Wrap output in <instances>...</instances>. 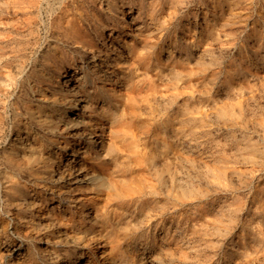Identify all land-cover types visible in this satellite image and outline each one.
I'll list each match as a JSON object with an SVG mask.
<instances>
[{
  "label": "bare ground",
  "instance_id": "bare-ground-1",
  "mask_svg": "<svg viewBox=\"0 0 264 264\" xmlns=\"http://www.w3.org/2000/svg\"><path fill=\"white\" fill-rule=\"evenodd\" d=\"M4 0L15 14L32 13L30 0ZM175 6L181 0H58L49 3L51 20L46 47L35 57L32 70L22 73L14 64L20 55L0 46V199L17 232V241L6 243L7 227L0 222V250L15 261L30 264H125V235L134 226L126 216L131 211L132 194H141L137 184H129L127 155L121 153L126 128H119L128 115L135 117L136 99L131 86L146 74L140 66L147 52L148 38L141 32L154 21L157 5ZM198 1V0H197ZM208 1V0H207ZM216 1V0H215ZM244 1V0H243ZM254 1V0H253ZM257 1V0H256ZM259 1V0H258ZM36 2V1H35ZM232 2V1H231ZM185 3V2H184ZM183 3V4H184ZM211 3V2H210ZM235 3V2H234ZM258 3V2H257ZM36 4V3H35ZM206 4V3H205ZM241 4V3H240ZM246 4V3H245ZM253 4V3H252ZM259 4H261L259 2ZM34 5V3H33ZM42 5V4H41ZM96 6L106 24L98 23ZM180 5V4H179ZM204 5V4H203ZM233 5V4H232ZM249 6V2L247 4ZM35 6V5H34ZM38 6V5H37ZM177 6V5H176ZM175 6V7H176ZM209 6V5H208ZM208 6H206L208 8ZM226 6V5H225ZM224 6V7H225ZM239 6V5H238ZM261 6V5H260ZM124 7L126 10H124ZM166 7V6H165ZM184 8V6L182 5ZM188 7V6H187ZM195 7V6H194ZM217 7V6H216ZM215 7V8H216ZM262 7V6H261ZM3 8L0 4V9ZM36 8V7H34ZM133 9V13L132 12ZM158 8V9H157ZM209 8H211L209 6ZM226 8V7H225ZM176 9V8H175ZM200 9V8H199ZM218 9V8H217ZM248 9V8H247ZM262 9V8H260ZM36 10V9H35ZM46 10V9H45ZM177 10V9H176ZM179 10V9H178ZM212 10V9H211ZM210 10V11H211ZM214 10V9H213ZM229 10V7H228ZM238 10V9H237ZM256 10V9H255ZM1 11V10H0ZM12 10H10L11 12ZM184 11V10H183ZM236 11V10H235ZM0 12V13H2ZM35 12V11H34ZM159 12V11H158ZM167 12V11H166ZM171 12V11H170ZM204 12V11H203ZM206 12V11H205ZM252 12V11H251ZM258 11H256L257 13ZM45 13V12H44ZM160 13V12H159ZM165 13V12H164ZM234 13V12H233ZM232 13V14H233ZM253 13V12H252ZM6 14V13H5ZM13 14V13H11ZM38 14V13H37ZM49 14V13H48ZM129 14V15H128ZM187 14V13H186ZM190 14V13H189ZM194 14V13H192ZM196 14V13H195ZM205 14V13H204ZM219 14V12H218ZM235 14V13H234ZM237 14V13H236ZM235 14V15H236ZM248 14V13H247ZM255 14V13H254ZM253 14V15H254ZM2 15V14H1ZM30 15V14H29ZM33 15V14H32ZM40 15V13H39ZM240 15V14H239ZM3 19L6 17L3 15ZM9 16V13H8ZM23 16V15H22ZM36 16V15H34ZM33 16V17H34ZM41 16V15H40ZM159 16V15H158ZM163 16V15H162ZM161 16V17H162ZM187 16V15H186ZM228 16V15H226ZM260 15H258L259 17ZM1 17V16H0ZM11 17V16H10ZM16 17V16H15ZM20 17V16H19ZM160 17V18H161ZM168 17V16H167ZM205 17V16H204ZM219 17V15H218ZM252 17V16H251ZM257 17V15H256ZM21 18V17H20ZM28 18V17H27ZM164 18V17H162ZM180 18V17H179ZM202 18V17H201ZM207 18V17H206ZM231 18V17H230ZM240 18V17H239ZM2 19V18H0ZM7 19V18H6ZM16 19V18H14ZM30 19V18H29ZM32 19V18H31ZM166 19V18H165ZM164 19V23H165ZM191 19V18H189ZM205 19V18H204ZM221 19V18H220ZM264 19V18H263ZM11 20V19H10ZM163 20V19H162ZM186 20V19H185ZM200 20V19H199ZM229 20V19H227ZM241 19V23H242ZM2 21V20H1ZM18 21V20H17ZM16 21V22H17ZM27 21V20H25ZM46 21V20H45ZM147 21V22H148ZM191 21V20H190ZM209 21V20H208ZM231 21V20H230ZM229 21V22H230ZM238 21V20H237ZM20 22V19H19ZM28 22V21H27ZM30 22V21H29ZM100 22V20H99ZM103 22V21H102ZM161 20H159V23ZM202 22V21H201ZM219 22V21H218ZM233 22V21H232ZM1 23V22H0ZM23 23V22H22ZM168 23V22H167ZM175 23V22H174ZM177 23V22H176ZM175 23V24H176ZM217 23V22H216ZM247 23V22H246ZM24 24V23H23ZM41 24V22H40ZM43 24V23H42ZM194 24V23H193ZM196 24V23H195ZM210 24V23H209ZM225 24V23H224ZM223 24V25H224ZM5 25V24H4ZM17 24H15L16 26ZM20 25V24H19ZM18 25V26H19ZM31 25V24H30ZM45 25V24H44ZM157 25V23L155 24ZM165 25V24H164ZM177 25V24H176ZM203 25V24H202ZM244 25V24H243ZM251 25V24H250ZM3 26V24H2ZM11 26V25H10ZM22 26V25H21ZM43 26V25H42ZM151 26V23H150ZM172 26V25H171ZM196 26V25H195ZM242 26V25H241ZM5 27V26H4ZM3 27V29H4ZM8 27V26H7ZM161 27V26H160ZM189 27V26H188ZM198 27V26H196ZM214 27V26H213ZM227 27V26H224ZM1 28V27H0ZM12 28V27H11ZM20 28V27H17ZM26 28V27H25ZM35 28V27H34ZM156 28V27H155ZM163 29L165 27L162 26ZM181 28V27H180ZM184 28V27H183ZM187 28V27H186ZM216 28V27H215ZM218 28L219 25H218ZM7 29V28H6ZM13 29V28H12ZM21 29V28H20ZM17 29V30H20ZM46 29V28H45ZM157 29V28H156ZM188 29V28H187ZM203 29V28H202ZM262 29V28H261ZM27 30V29H26ZM147 30V29H146ZM246 30V29H245ZM252 30V29H250ZM257 30V29H256ZM3 31V30H2ZM14 31V30H13ZM23 31V30H22ZM21 31V32H22ZM167 31V30H166ZM169 31V30H168ZM244 31V30H243ZM254 31V30H253ZM12 32V31H11ZM20 32V33H21ZM31 32V31H30ZM41 32V31H40ZM153 32V31H152ZM179 32V31H178ZM222 32V31H221ZM18 33L17 31L15 32ZM14 33V34H15ZM19 33V34H20ZM24 33V32H22ZM28 33V32H27ZM35 33V32H33ZM37 33V32H36ZM150 33V32H149ZM161 32L159 31V34ZM175 33V32H174ZM214 33V32H213ZM3 34V33H2ZM12 34V35H14ZM17 34V36L19 35ZM30 34V33H29ZM40 34V33H39ZM155 34V33H154ZM167 34V33H166ZM195 34V33H194ZM225 34V33H224ZM228 34V33H227ZM4 35V34H3ZM7 35V34H6ZM5 35V36H6ZM22 35V34H21ZM38 35V34H37ZM36 35V36H37ZM205 35V34H204ZM243 35V34H241ZM264 35V34H263ZM2 36V35H1ZM25 36V35H24ZM31 36V35H30ZM43 36V34H42ZM45 36V35H44ZM152 36V35H150ZM179 36V35H178ZM188 36V35H187ZM202 36V35H201ZM215 36V35H213ZM221 36H223L221 34ZM227 35H225L226 37ZM229 36V35H228ZM227 36V37H228ZM4 37V36H3ZM8 37V35L6 36ZM23 37V36H22ZM29 38V35L26 38ZM169 37V35H168ZM198 37V36H197ZM5 38V37H4ZM10 38V37H9ZM8 38V39H9ZM13 38V36L11 37ZM16 38V36H15ZM25 38V40H26ZM43 38V37H42ZM165 38V37H164ZM178 38V37H177ZM183 38V37H182ZM196 38V37H195ZM240 38V37H239ZM14 39V38H13ZM23 39V38H22ZM31 39V37H30ZM153 39V38H151ZM190 39V38H189ZM211 39V38H210ZM217 39V35L216 38ZM213 39V40H214ZM220 39V38H219ZM241 39V38H240ZM250 39H252L250 37ZM261 39V38H260ZM6 40V39H5ZM29 40V39H28ZM42 40V39H41ZM176 40V39H175ZM186 40V39H185ZM205 40V39H204ZM222 40V39H221ZM226 40V39H225ZM246 40V39H245ZM3 41V40H1ZM8 42V40H6ZM10 40L9 42H11ZM18 42V40H16ZM15 41V42H16ZM20 41V40H19ZM44 41V40H43ZM169 41V40H168ZM181 41V40H180ZM179 41V42H180ZM183 41V40H182ZM194 41V40H193ZM202 41V40H201ZM218 41V40H217ZM252 41V40H251ZM13 42V41H12ZM16 42V43H17ZM23 42V41H22ZM35 42V41H34ZM37 42V41H36ZM164 42V41H163ZM203 42V41H202ZM229 42V41H228ZM236 42V41H235ZM233 42V43H235ZM242 42V41H241ZM244 42V41H243ZM161 43V42H160ZM222 43V41H221ZM231 43V42H230ZM232 43V44H233ZM5 44L2 42V45ZM25 44V43H23ZM27 44V43H26ZM25 44V45H26ZM158 44V43H156ZM172 44V43H171ZM198 44V43H197ZM210 44V43H208ZM249 44V43H247ZM264 44V43H263ZM43 45V44H42ZM43 45V46H44ZM151 45V44H150ZM188 45V44H186ZM192 45V44H191ZM214 45V44H213ZM219 45V44H218ZM222 45V44H221ZM230 45V44H229ZM238 45V44H237ZM236 45V46H237ZM260 45V44H259ZM22 46V45H21ZM155 46V45H154ZM173 46V45H172ZM171 46V47H172ZM184 46V45H183ZM182 46V47H183ZM14 46L12 48H15ZM32 47V45H31ZM40 47V46H39ZM156 47V46H155ZM242 47V46H241ZM245 47V46H244ZM257 47V46H255ZM264 47V46H263ZM33 48V47H32ZM191 48V47H189ZM221 48V47H219ZM227 48V47H226ZM240 48V46H239ZM23 49V48H22ZM28 49V48H27ZM40 49V48H39ZM158 49V48H156ZM178 49H180L178 47ZM238 49V48H237ZM250 49V48H249ZM32 50V49H31ZM197 50V49H196ZM212 50V49H211ZM226 50H229L227 48ZM245 50V49H244ZM247 50V49H246ZM253 50V49H252ZM260 50V49H259ZM177 51V50H176ZM188 51V50H187ZM202 51V50H200ZM221 51V50H220ZM233 51V50H232ZM236 51V50H235ZM258 51V50H257ZM256 50L253 52H257ZM208 51H205L207 53ZM240 52V51H239ZM244 52V51H242ZM36 53V52H35ZM162 53V52H161ZM164 53V52H163ZM176 53V52H175ZM196 53V52H195ZM198 53V52H197ZM201 53V52H200ZM203 53V52H202ZM209 53V52H208ZM225 53V52H223ZM221 53V54H223ZM235 53V52H234ZM246 53V52H245ZM262 53V52H261ZM22 54V53H21ZM24 54V53H23ZM30 54V53H29ZM32 54V53H31ZM150 54V53H149ZM154 54V53H153ZM260 54V53H259ZM148 55V54H147ZM178 55V54H177ZM196 55V54H195ZM207 55V54H206ZM215 55V54H214ZM213 55V56H214ZM227 55V54H226ZM24 56V55H23ZM166 56V55H165ZM200 56V55H199ZM221 56V55H220ZM241 56V54H240ZM28 57V56H27ZM32 57V56H31ZM184 57V56H183ZM197 57V56H195ZM202 57V55H201ZM204 57V55H203ZM208 57V56H207ZM210 57V56H209ZM238 57V56H237ZM155 58V57H154ZM162 58V57H161ZM167 58V57H166ZM169 58V57H168ZM193 58V57H192ZM215 58V57H213ZM229 58V57H228ZM252 58V57H251ZM25 59V58H21ZM148 59V58H147ZM160 59V58H159ZM163 59V58H162ZM199 59V58H198ZM196 62L198 63V60ZM208 59V58H207ZM211 59V58H210ZM217 59V58H215ZM226 59V58H225ZM34 60V59H33ZM181 60V58H180ZM195 60V59H194ZM198 60V61H197ZM205 60V58H204ZM249 60V59H248ZM264 60L261 58V61ZM146 61V60H145ZM163 61V60H162ZM185 61V60H184ZM210 61V60H209ZM221 61V60H220ZM225 61V60H224ZM233 61V60H232ZM241 61V60H240ZM22 62V61H21ZM202 62V61H201ZM214 62V60H213ZM218 62V61H217ZM226 62V61H225ZM236 62V61H235ZM171 62H169L170 64ZM175 63V62H174ZM180 62H178L179 64ZM195 63V62H194ZM206 63V62H205ZM231 63V62H230ZM242 63V62H241ZM257 63V62H256ZM162 64V63H161ZM182 64V63H181ZM226 64V63H225ZM238 64V63H237ZM264 64V63H263ZM149 65V64H148ZM163 65V64H162ZM176 65V63H175ZM189 65V64H188ZM220 65V64H219ZM233 65V64H232ZM243 61L238 72H253ZM260 65V64H259ZM15 66V67H13ZM28 66V65H27ZM37 66V68H36ZM152 66V65H151ZM161 66V65H160ZM159 66V67H160ZM192 66V65H191ZM206 66V65H204ZM195 67V66H194ZM198 67V66H197ZM200 67V66H199ZM208 67V66H207ZM222 67V66H221ZM220 67V68H221ZM235 67V66H234ZM144 68V67H143ZM142 68V69H143ZM188 68V67H187ZM215 68V67H214ZM213 68V69H214ZM224 68V66H223ZM251 68V67H250ZM169 69V68H168ZM182 69V68H181ZM185 69V68H184ZM194 69V68H193ZM217 69V68H216ZM166 70V69H165ZM175 70V67H174ZM178 70V69H177ZM190 70V69H189ZM192 70V68H191ZM196 70V69H194ZM208 70V69H207ZM224 70V69H222ZM228 70V69H227ZM259 70V69H258ZM262 70V69H261ZM179 71V70H178ZM184 71V70H183ZM186 71V69H185ZM204 71V70H203ZM206 71V70H205ZM204 71V72H205ZM214 71V70H213ZM212 71V72H213ZM230 71V70H229ZM231 73H236L237 71ZM255 71V70H254ZM173 72V71H171ZM180 72V71H179ZM187 72V71H186ZM191 72V71H190ZM196 72V71H195ZM199 72V71H198ZM237 72V73H238ZM160 73V72H159ZM162 73V72H161ZM169 73V72H168ZM225 73V72H224ZM263 73V72H262ZM166 74V73H165ZM173 74V73H172ZM176 74V72H175ZM192 74V73H191ZM258 75V73H256ZM151 75V74H150ZM162 76L164 74H161ZM178 73L175 75L177 76ZM194 75V74H193ZM226 75V74H225ZM228 75V74H227ZM241 75V74H240ZM239 75V76H240ZM257 75H255L257 77ZM261 75V74H260ZM152 76V75H151ZM173 76V75H172ZM212 76V75H210ZM220 76V75H219ZM233 76V75H232ZM145 77V76H144ZM167 77V76H166ZM164 77V78H166ZM169 77V75H168ZM192 77V76H191ZM195 77V76H194ZM237 77V76H236ZM251 77V76H250ZM186 78V77H185ZM188 78V77H187ZM213 78V77H212ZM155 79V78H154ZM168 79V78H167ZM173 79V78H172ZM198 79V78H197ZM209 79V78H208ZM216 79V78H215ZM229 79V78H228ZM227 79V80H228ZM232 79V78H231ZM255 79V77H254ZM253 79V80H254ZM142 80V79H141ZM166 80V79H165ZM171 80V79H170ZM175 80V79H174ZM148 81V80H147ZM176 81V80H175ZM178 81H180L178 79ZM206 81V80H205ZM210 81V80H209ZM252 81V80H251ZM157 82V81H156ZM159 82V81H158ZM187 82V81H186ZM196 82V81H194ZM215 82V81H214ZM225 82V81H224ZM264 82V81H263ZM160 83V82H159ZM165 83V81L163 82ZM167 83V82H166ZM165 83V85H166ZM189 83V82H188ZM193 83V82H192ZM247 83V82H246ZM19 91L13 94L12 85ZM158 84V83H157ZM169 84V83H168ZM184 84V83H183ZM212 84V83H211ZM243 84V83H242ZM145 85V84H144ZM160 85V84H159ZM197 85V84H196ZM244 85V84H243ZM256 85V84H255ZM263 84H260L261 86ZM143 86V85H142ZM147 86V84H146ZM149 86V85H148ZM153 86V85H152ZM161 86V85H160ZM163 86V85H162ZM179 86V85H178ZM181 86V85H180ZM207 86V85H206ZM205 86V87H206ZM219 86V85H217ZM239 86V85H238ZM236 87V90L238 88ZM242 86V85H240ZM258 86V84H257ZM258 86V87H259ZM135 87V86H134ZM133 87V88H134ZM209 87V86H208ZM257 87V88H258ZM264 87V86H263ZM172 88V87H171ZM184 88V87H183ZM200 88V87H199ZM223 88V87H222ZM232 88V87H231ZM15 89V88H14ZM174 89V88H173ZM187 89V88H186ZM202 89V87H201ZM205 89V88H204ZM234 89V88H233ZM262 89V86H261ZM196 90V89H195ZM225 90V89H224ZM235 90V91H236ZM240 89H238L239 91ZM242 90V88H241ZM245 90V88H243ZM171 91V90H170ZM210 91V90H209ZM232 91V90H231ZM230 91V93H231ZM248 91V90H247ZM258 91V89H257ZM148 92V91H147ZM153 92V91H152ZM208 92V90H207ZM220 92V91H217ZM216 92V93H217ZM241 92V91H240ZM252 92V91H251ZM264 92V91H263ZM262 92V93H263ZM140 93V92H139ZM155 93V91H154ZM161 93V92H160ZM174 93V92H173ZM172 93V94H173ZM221 93V92H220ZM237 93V92H236ZM245 93V92H244ZM243 93V94H244ZM249 93V92H248ZM256 93V92H255ZM147 94V93H146ZM150 94V93H149ZM148 94V95H149ZM153 94V93H152ZM157 94V93H156ZM162 94V93H161ZM171 94V95H172ZM213 94V93H212ZM146 95V96H148ZM170 95V94H169ZM198 95V94H197ZM225 95V94H224ZM233 95V94H231ZM230 95V97H231ZM236 95V94H235ZM262 95V94H261ZM12 96V97H10ZM140 96V95H138ZM156 96V95H155ZM159 96V94L157 95ZM173 96V95H172ZM171 96V98H172ZM221 96V95H220ZM227 96V95H226ZM234 96V95H233ZM245 96V95H244ZM249 96V94L247 95ZM144 97V96H143ZM149 97V96H148ZM152 97V96H150ZM149 97V98H150ZM174 97V96H173ZM201 97V96H200ZM252 97V96H251ZM259 97V95H258ZM147 98V99H149ZM170 98V96H169ZM175 98V97H174ZM203 98V97H201ZM214 98V97H213ZM221 98V97H220ZM245 98V97H244ZM254 98V97H253ZM260 98V97H259ZM143 99V98H142ZM162 99V98H160ZM230 99V98H229ZM140 100V99H139ZM144 100V99H143ZM152 100V98H151ZM150 100V101H151ZM171 100V99H170ZM191 100V99H190ZM197 100V98H196ZM209 100V98L207 99ZM219 100V97H218ZM216 100V101H218ZM221 100V99H220ZM236 100V99H235ZM250 100H252L250 98ZM256 100V98L254 99ZM259 100V99H257ZM146 101V99H145ZM144 101V102H145ZM158 101V100H157ZM164 101V100H163ZM178 101V100H177ZM215 101V102H216ZM238 101V100H237ZM246 101V100H245ZM248 101V100H247ZM149 101H147L148 103ZM161 102V101H160ZM158 104H161V103ZM168 102V101H167ZM185 102V101H184ZM187 102V101H186ZM196 103V101H194ZM198 102V101H197ZM223 102V101H222ZM249 102V101H248ZM256 102V101H255ZM259 102V101H258ZM261 102V101H260ZM152 103V101H151ZM165 103V102H162ZM180 103V102H179ZM192 103V102H191ZM201 103V102H200ZM246 103V102H245ZM253 103V102H251ZM145 104V103H144ZM157 104V105H158ZM199 104V103H198ZM242 104V102H241ZM247 104V103H246ZM244 104L245 108L247 105ZM259 104V103H258ZM141 105V104H140ZM148 105V104H147ZM165 105V104H164ZM163 105V106H164ZM174 105V104H173ZM172 105V107H173ZM176 105V104H175ZM213 105V104H212ZM226 105V104H225ZM253 105V104H252ZM137 106V105H136ZM142 106V105H141ZM144 106V105H143ZM168 106V105H167ZM183 106V105H182ZM190 108V105H188ZM204 107V105H202ZM228 106V105H227ZM251 106V105H250ZM257 105L255 104L254 107ZM262 106V104H261ZM152 107V106H151ZM154 107V106H153ZM159 107V106H158ZM157 107V108H158ZM179 107V106H178ZM187 107V106H185ZM210 107V104H209ZM253 107V106H252ZM258 107V106H257ZM256 107V109H257ZM182 108V107H181ZM192 108V107H191ZM207 108V107H206ZM205 108V109H206ZM259 108V107H258ZM150 109V108H148ZM155 109V108H154ZM153 109V110H154ZM164 109V107H163ZM184 109V107H183ZM195 109V108H193ZM231 109V108H230ZM249 109V108H247ZM255 109V108H254ZM253 109V110H254ZM255 109V112H256ZM9 110L10 116L4 114ZM168 110V109H167ZM170 110V108H169ZM207 110V109H206ZM244 110V108L242 109ZM241 110V111H242ZM251 110V109H249ZM259 110V109H258ZM261 110V109H260ZM75 111V113H72ZM138 111H140L138 109ZM161 111V110H160ZM175 111V110H174ZM180 111V110H179ZM208 111V110H207ZM237 111V110H236ZM145 112V111H144ZM156 112V111H155ZM167 112V111H166ZM176 112V111H175ZM229 112V111H228ZM232 112V111H231ZM250 112V111H248ZM247 112V113H248ZM259 112V111H258ZM140 113V112H138ZM142 113V111H141ZM169 113V112H168ZM186 113V112H185ZM188 113V112H187ZM186 113V114H187ZM209 113V112H207ZM211 113V112H210ZM209 113V115H210ZM246 113V112H244ZM246 113V114H247ZM251 113V112H250ZM262 113V112H261ZM147 115V113H145ZM230 114V113H229ZM236 114V113H235ZM258 115V113H256ZM73 115V116H72ZM143 115V114H142ZM149 115V113H148ZM166 115V114H165ZM242 115V114H240ZM249 115V114H247ZM141 116V115H140ZM138 116V117H140ZM155 116V115H153ZM164 116V115H163ZM176 116V115H175ZM181 116V115H180ZM251 116V115H250ZM254 116V115H253ZM129 117V116H128ZM171 117V116H170ZM177 117V116H176ZM182 117V116H181ZM192 117V116H191ZM211 118L210 116H208ZM215 117V116H213ZM246 117V116H245ZM256 117V116H255ZM262 117V116H261ZM260 117V118H261ZM146 118V117H144ZM151 118V117H150ZM185 118V117H184ZM208 118V120H209ZM243 118V117H242ZM258 118V117H257ZM180 119V118H179ZM222 119V118H221ZM152 120V119H151ZM155 120V119H154ZM163 120V119H162ZM194 120V119H193ZM192 120V121H193ZM225 120V119H224ZM258 120H260L258 118ZM132 121V120H131ZM148 121V120H146ZM165 121V120H164ZM213 121V118H212ZM211 121V122H212ZM252 121V120H251ZM249 122L248 126L250 125ZM256 121V120H255ZM255 121H253L255 123ZM264 121V120H263ZM160 122V121H159ZM166 122V121H165ZM174 122V121H172ZM210 122V123H211ZM239 122V121H238ZM144 123V122H143ZM175 123V122H174ZM180 123V122H179ZM187 123V122H186ZM192 123V122H190ZM222 123V122H221ZM248 123V121H247ZM252 123V124H254ZM259 123V122H258ZM4 124H10L9 130ZM142 124V123H140ZM150 124V123H149ZM160 124V123H159ZM168 124V123H167ZM203 124V123H202ZM238 124V123H237ZM251 124V125H252ZM148 125V124H147ZM182 125V124H181ZM204 125V124H203ZM222 125V124H221ZM257 125V123L255 124ZM124 126V125H123ZM163 126V125H162ZM177 126V125H176ZM183 126V125H182ZM196 126V125H195ZM261 126V125H260ZM165 127V126H163ZM191 127V126H190ZM193 127V126H192ZM191 127V128H192ZM230 127V126H229ZM232 127V126H231ZM255 127V126H254ZM161 128V127H160ZM172 128V127H171ZM178 128V127H177ZM209 128V127H208ZM220 128V127H219ZM222 128V127H221ZM258 128V127H256ZM255 128V129H256ZM260 128V127H259ZM129 129V128H128ZM143 129V128H142ZM145 129V128H144ZM163 129V128H162ZM181 129V128H180ZM263 129V128H262ZM170 130V129H169ZM175 130V128H174ZM173 130V131H174ZM204 130V129H203ZM208 130V129H207ZM205 130V131H207ZM232 130V129H231ZM237 130V129H236ZM258 130V129H257ZM8 131V132H7ZM137 131V130H136ZM158 131V130H157ZM191 131V130H190ZM194 131V129H193ZM201 131V130H200ZM211 131V130H210ZM209 131V132H210ZM215 131V130H214ZM239 131V130H238ZM235 131V132H238ZM254 131V130H253ZM262 131V130H261ZM264 131V130H263ZM229 132V131H227ZM234 132V133H235ZM192 133V132H191ZM194 133V132H193ZM196 133V132H195ZM213 133V132H212ZM211 133V134H212ZM240 133V132H239ZM242 133V132H241ZM254 133V132H253ZM262 133V132H261ZM125 134V135H124ZM144 134V133H143ZM150 134V133H149ZM173 134V133H172ZM199 134V133H197ZM202 134V132H201ZM205 134V133H204ZM210 134V135H211ZM232 134V133H231ZM244 134V131H243ZM249 134V133H248ZM257 134V133H255ZM263 134V133H262ZM121 137L105 146V137ZM140 135V134H139ZM142 135V134H141ZM166 135V134H165ZM200 135V134H199ZM250 135V134H249ZM254 135V134H253ZM133 136V135H132ZM182 136V135H181ZM206 136V135H205ZM231 136V135H230ZM241 136V135H240ZM248 136V135H247ZM261 136V135H260ZM141 137V136H140ZM143 137V136H142ZM151 137V135H150ZM161 137V136H160ZM172 137V136H171ZM184 137V136H183ZM193 137V136H192ZM191 137V138H192ZM201 137V136H200ZM207 137V136H206ZM250 137V136H249ZM252 137V135H251ZM254 137V136H253ZM263 137V136H262ZM128 138V137H127ZM208 138V137H207ZM264 138V137H263ZM262 138V139H263ZM144 139V138H143ZM142 139V140H143ZM147 139V138H146ZM166 139V137H165ZM224 139V138H222ZM235 139V138H233ZM241 139V138H239ZM114 140V139H113ZM116 140V139H115ZM138 140V139H137ZM141 140V138H140ZM205 140V139H204ZM209 140V139H208ZM207 140V141H208ZM221 140V139H220ZM159 141V140H157ZM185 141V140H184ZM198 140H196L197 142ZM206 141V140H205ZM223 141V140H222ZM135 142V141H134ZM150 142V141H149ZM179 142V141H178ZM187 142V140H186ZM204 142V141H203ZM131 143V142H130ZM144 143V142H142ZM162 143V142H161ZM212 143V142H211ZM223 143V142H220ZM245 142H243L244 144ZM250 143V142H249ZM128 144V143H127ZM167 144V143H166ZM188 144V143H187ZM191 144V143H190ZM205 144V143H204ZM241 144V143H240ZM248 144V143H246ZM107 145V143H106ZM181 145V144H180ZM193 145V144H192ZM210 145V144H209ZM214 145V144H213ZM216 145V141H215ZM144 146V145H143ZM142 146V147H143ZM178 146V145H177ZM197 146V145H196ZM203 146V145H202ZM219 146H221L219 144ZM243 146V145H242ZM258 146V145H257ZM125 147V146H124ZM149 147V146H148ZM147 147V148H148ZM172 147V146H171ZM228 147V146H227ZM244 147V146H243ZM263 147V146H262ZM261 147V148H262ZM130 152L153 162L151 152H141L130 144ZM127 148V149H130ZM163 149V147H161ZM169 148V147H168ZM184 148V147H183ZM187 149V147H185ZM182 149V150H185ZM191 148V147H190ZM202 148V147H201ZM204 148V147H203ZM208 148V147H207ZM211 148V147H210ZM218 148V146L216 147ZM215 148V149H216ZM226 148V147H225ZM233 148V147H232ZM126 149V148H125ZM143 149V148H142ZM160 149V148H159ZM170 149V148H169ZM222 149V147H221ZM243 149V148H242ZM205 150V148H204ZM230 150V149H229ZM255 150V149H254ZM253 150V151H254ZM145 151V150H144ZM160 151V150H159ZM162 151V150H161ZM189 151V150H188ZM224 151V150H223ZM239 151V150H238ZM241 151V150H240ZM180 152V151H179ZM185 152V151H184ZM190 152V151H189ZM197 152V151H196ZM209 152V151H208ZM218 152V151H217ZM234 152V151H232ZM125 153V152H124ZM210 153V152H209ZM248 153V152H247ZM180 154V153H179ZM200 154V153H199ZM227 154V153H226ZM236 154V153H235ZM234 154V155H235ZM240 154V153H239ZM238 154V155H239ZM250 154V153H249ZM186 155V154H185ZM207 155V154H206ZM215 155V154H214ZM218 155V154H217ZM216 155V156H217ZM222 155V154H221ZM237 155V156H238ZM252 155V154H251ZM255 155V154H254ZM262 155V154H260ZM162 156V155H161ZM200 156V155H199ZM236 156V157H237ZM247 156V155H246ZM263 156V155H262ZM260 156V157H262ZM138 157V156H136ZM177 157V156H176ZM180 157V156H179ZM192 156H190L191 158ZM201 157V156H200ZM227 157V156H226ZM259 157V158H260ZM132 158V157H131ZM214 158V157H213ZM240 158V157H238ZM245 158V157H244ZM255 158V157H254ZM263 158V157H262ZM140 159V157H139ZM138 159V160H139ZM160 159V158H159ZM165 159V158H164ZM168 159V158H167ZM198 159V158H197ZM235 159V158H234ZM256 159V158H255ZM261 159V158H260ZM163 160V159H162ZM180 160V159H179ZM183 160V159H182ZM181 160V161H182ZM190 160V159H189ZM243 160V159H242ZM134 161V160H133ZM148 161V160H147ZM174 161V160H173ZM199 161V160H198ZM209 161V159H208ZM237 161V160H236ZM210 162V161H209ZM214 162V161H213ZM212 162V163H213ZM242 162V161H241ZM261 162V161H260ZM142 163V162H141ZM159 163V162H158ZM174 162H172L173 164ZM225 163V162H223ZM250 163V162H249ZM259 163V162H258ZM263 163V162H262ZM260 163V164H262ZM148 164V162H147ZM202 164V163H201ZM221 164V163H220ZM226 164V163H225ZM240 164V163H239ZM251 164V163H250ZM256 164V163H255ZM133 165V163H132ZM136 165V163H134ZM155 165V164H154ZM244 165V164H243ZM248 165V164H247ZM253 165V164H252ZM251 165V166H252ZM264 165V164H263ZM262 165V166H263ZM138 166V164H137ZM141 166V164H140ZM146 166V165H145ZM158 166V164H157ZM218 166V165H217ZM232 166V165H231ZM261 166V165H260ZM202 167V166H201ZM242 167V166H241ZM247 167V166H246ZM250 167V166H249ZM149 168V167H148ZM175 168V167H174ZM205 168V167H204ZM239 168V167H238ZM256 168V167H255ZM264 168V167H263ZM262 168V169H263ZM179 169V168H178ZM216 169V168H215ZM219 169V168H218ZM245 169V168H244ZM250 169V168H249ZM247 169V170H249ZM253 169V168H252ZM251 169V170H252ZM139 170V169H138ZM176 170V169H175ZM174 170V173L176 171ZM186 170V169H185ZM242 170V169H241ZM137 171V170H136ZM172 171V170H170ZM219 171V170H218ZM231 171V170H230ZM262 171V170H261ZM8 172L14 176L9 179ZM149 172V171H148ZM194 172V171H193ZM210 172V171H209ZM214 172V171H212ZM250 172V171H249ZM140 173V172H139ZM173 173V174H174ZM195 173V172H194ZM246 173V171L244 172ZM243 173V174H244ZM128 174V173H127ZM172 174V176H173ZM191 174V173H190ZM189 174V175H190ZM236 174V173H233ZM233 174H230L233 176ZM144 175V172H143ZM146 175V174H145ZM170 176V174H167ZM175 175V174H174ZM182 175V174H181ZM180 175V176H181ZM194 174H192L193 176ZM258 175V174H257ZM260 175V174H259ZM131 177V175H129ZM128 176V178H129ZM136 176V175H135ZM187 176V175H186ZM191 176V177H192ZM197 177V175H195ZM261 176V175H260ZM139 177V176H138ZM146 177V176H145ZM163 177V176H162ZM161 177V178H162ZM168 177V176H167ZM200 177V176H199ZM256 177V176H255ZM264 177V176H263ZM262 177V178H263ZM135 178V177H134ZM171 178V176H170ZM185 178V177H184ZM187 178V177H186ZM245 178V177H244ZM247 178V177H246ZM127 179V180H126ZM167 179V178H166ZM178 179V178H177ZM197 179V178H194ZM211 179V178H210ZM219 179V178H218ZM254 179V178H253ZM130 180V179H129ZM135 180V179H134ZM150 180V179H149ZM162 180V179H161ZM171 180V179H169ZM176 180V178H175ZM174 180V181H175ZM193 180V179H192ZM215 180V179H214ZM262 180V179H261ZM142 181V180H141ZM183 180H181L182 182ZM188 181V179H187ZM237 181V180H236ZM133 182V180H132ZM172 182V181H171ZM186 182V179H185ZM194 182V181H193ZM202 182V181H199ZM206 182V181H205ZM204 182V183H205ZM219 182V181H217ZM131 183V182H130ZM146 183V181H145ZM165 183V182H164ZM168 183V182H166ZM174 183V182H173ZM183 183V182H182ZM210 183V182H209ZM222 183V182H221ZM28 184L30 186H28ZM140 184V182H139ZM147 184V183H146ZM177 184V183H176ZM180 184V183H179ZM187 184V183H186ZM192 184V182H191ZM195 184V183H194ZM220 184V183H219ZM224 184V182H223ZM223 184H221L223 186ZM142 185V184H141ZM168 185V184H167ZM172 185V184H170ZM175 185V184H174ZM182 185V184H181ZM206 185V184H205ZM230 185V184H229ZM261 185V184H260ZM180 186V185H179ZM178 186V187H179ZM184 186V185H182ZM196 185L194 189H196ZM204 186V185H203ZM212 186V185H211ZM225 186V185H224ZM259 186V184H258ZM167 187V186H166ZM176 187V185H175ZM174 187V188H175ZM200 187V186H199ZM213 187V186H212ZM255 187V186H254ZM180 188V187H179ZM252 188V187H251ZM150 189V187H149ZM171 189V188H170ZM242 189V188H241ZM264 190L263 188H260ZM144 190V189H143ZM148 190V189H147ZM157 190V188H156ZM162 190V189H161ZM160 190V191H161ZM174 190V189H173ZM179 190V189H178ZM188 190V189H187ZM213 190V188H212ZM153 191V190H152ZM159 191V192H160ZM177 191V189H176ZM198 191V190H197ZM249 191V190H248ZM247 191V192H248ZM147 192V191H146ZM156 192V191H155ZM227 192V191H226ZM235 192V191H234ZM242 192V191H241ZM254 192V191H253ZM148 193V192H147ZM152 193V192H151ZM176 193V192H175ZM190 193V192H189ZM136 194V195H137ZM159 194V193H158ZM162 194V193H161ZM165 194V193H163ZM244 195V194H243ZM256 195V193H255ZM254 195V196H255ZM214 196V195H213ZM259 196V195H258ZM262 196V195H261ZM167 197V196H166ZM174 197V196H173ZM190 197V196H189ZM232 197V196H231ZM236 197V196H235ZM234 197V198H235ZM146 198V197H145ZM152 198V197H151ZM176 198V195L175 197ZM208 198V196H207ZM206 198V199H207ZM233 198V199H234ZM250 198V197H249ZM259 198V197H258ZM262 198V197H261ZM144 199V198H143ZM162 199V198H161ZM187 199V198H186ZM192 199V197H191ZM201 199V198H200ZM205 199V200H206ZM230 199V198H229ZM241 199V198H240ZM138 200V199H137ZM253 200V199H252ZM196 201V200H195ZM235 201V200H234ZM239 201V200H238ZM168 202V201H167ZM176 202V201H175ZM246 202V201H245ZM261 202V201H260ZM259 202V203H260ZM150 203V202H149ZM237 203V202H236ZM251 203V202H250ZM153 204V203H152ZM168 204V203H167ZM188 204V203H187ZM191 204V203H190ZM258 204V203H257ZM148 205V204H147ZM155 205V204H154ZM160 205V204H159ZM181 205V203H180ZM185 205V204H183ZM189 205V204H188ZM203 205V204H202ZM228 205V204H227ZM230 205V204H229ZM249 205V204H248ZM252 205V204H251ZM153 206V205H152ZM174 206V205H172ZM171 206V207H172ZM179 206V205H178ZM197 206V205H196ZM194 206V207H196ZM205 206V205H204ZM231 206V205H230ZM234 206V205H233ZM244 206V205H243ZM250 206V205H249ZM137 207V206H136ZM160 207V206H158ZM164 207V206H163ZM162 207V208H163ZM198 207V206H197ZM252 207V206H251ZM134 208V207H133ZM161 208V207H160ZM168 208V206H167ZM254 208V207H253ZM1 209V208H0ZM4 209V208H3ZM145 209V208H144ZM166 209V208H165ZM174 209V208H173ZM187 209V208H186ZM214 209V208H213ZM234 209V208H233ZM238 209V207H237ZM146 210V209H145ZM156 210V209H155ZM169 210V209H168ZM167 210V211H168ZM189 210V209H188ZM212 210V209H211ZM248 210V209H247ZM264 210V209H263ZM262 210V211H263ZM159 211V210H158ZM166 211V210H165ZM172 211V210H170ZM179 211V210H178ZM192 211V210H191ZM222 211V210H221ZM152 212V211H151ZM174 212V211H173ZM211 212V211H210ZM220 212V210H219ZM218 212V213H219ZM252 212V211H251ZM259 212V211H258ZM1 213H3L1 211ZM167 213V212H166ZM186 213V212H185ZM223 213V212H221ZM241 213V212H240ZM246 213V212H245ZM255 213V212H254ZM152 214V213H151ZM154 214V211H153ZM152 214V215H153ZM225 214V212H224ZM230 214V213H229ZM262 214V213H261ZM149 215V214H147ZM157 215V214H156ZM165 215V214H164ZM175 215V214H174ZM185 215V214H184ZM192 215V214H191ZM220 215V214H216ZM249 215V214H248ZM254 215V214H253ZM159 216V215H158ZM194 216V215H193ZM207 216V215H206ZM213 216V215H212ZM217 216V217H218ZM221 216V215H220ZM245 216V215H244ZM260 216V215H259ZM142 217V216H141ZM164 217V216H163ZM174 217V216H173ZM180 217V216H179ZM182 217V216H181ZM253 217V216H252ZM264 217V216H263ZM3 218V217H2ZM1 218V219H2ZM154 218V216L152 217ZM161 218V217H160ZM166 218V217H165ZM215 218V217H214ZM221 218V217H219ZM248 218V217H247ZM250 218V217H249ZM256 218V217H255ZM7 219V217H6ZM141 219V218H140ZM144 219V218H143ZM242 219V218H241ZM246 219V217H245ZM146 220V219H145ZM190 220V219H189ZM213 220V219H211ZM244 220V219H243ZM254 220V219H253ZM138 221V220H137ZM155 221V220H154ZM158 221V220H157ZM160 221V220H159ZM249 221V220H248ZM141 222V221H140ZM148 222V220H147ZM171 222V221H170ZM206 222V221H205ZM210 222V221H209ZM240 222V221H238ZM247 222V221H246ZM255 222V221H254ZM263 222V221H261ZM143 223V222H142ZM150 223V222H149ZM256 223V222H255ZM144 224V223H143ZM160 224V223H159ZM167 224V223H166ZM202 224V222H201ZM204 224V223H203ZM250 224V223H249ZM260 224V223H259ZM264 224V223H263ZM262 224V226H263ZM138 225V224H137ZM207 225V224H206ZM215 225V224H214ZM241 225V224H240ZM245 225V224H243ZM247 225V224H246ZM261 225V224H260ZM162 226V225H161ZM170 226V225H169ZM200 226V224H199ZM211 226V225H210ZM238 226V225H237ZM251 226V224H250ZM254 226V223H253ZM138 227V226H137ZM177 227V226H176ZM12 228V229H13ZM195 227H193L194 229ZM204 228V227H203ZM233 228V227H232ZM236 228V227H234ZM257 228V227H255ZM254 228V229H255ZM148 229V228H147ZM214 229V228H213ZM260 229V228H259ZM181 230V229H180ZM197 230V229H195ZM202 230V229H201ZM206 230V229H205ZM210 230V229H209ZM217 230V229H216ZM230 230V229H229ZM239 230V229H238ZM12 231V230H11ZM144 231V230H143ZM250 231V229H249ZM264 231V230H263ZM262 231V233H263ZM135 232V231H134ZM159 232V231H158ZM200 232V231H199ZM198 232V233H199ZM215 232V231H214ZM213 232V233H214ZM217 232V231H216ZM244 232V231H243ZM256 232V231H254ZM132 233V232H131ZM160 233V232H159ZM175 233V232H174ZM180 233V232H179ZM211 233V232H210ZM241 233V232H240ZM250 233V232H248ZM247 233V234H248ZM253 233V232H252ZM137 234V233H136ZM196 235V233H193ZM192 234V235H193ZM244 234V233H243ZM10 235V234H9ZM130 235V234H129ZM160 235V234H159ZM209 235V234H208ZM254 235V234H253ZM251 235V236H253ZM262 235V234H261ZM146 236V235H145ZM149 236V235H148ZM175 236V235H174ZM200 236V235H198ZM205 236H207L205 234ZM219 236V235H218ZM245 236V235H243ZM260 236V235H259ZM263 236V235H262ZM261 236V237H262ZM133 237V236H132ZM188 237V236H187ZM232 237V236H231ZM163 238V237H162ZM181 238V237H180ZM185 238V237H184ZM220 238V237H219ZM16 239V238H15ZM136 239V238H135ZM153 239V238H152ZM165 239V238H164ZM163 239V240H164ZM177 239V238H176ZM193 239V238H192ZM203 239V238H202ZM213 239V238H212ZM227 239V238H226ZM128 240V239H127ZM189 240V239H188ZM224 240V239H223ZM231 240V239H230ZM233 240V239H232ZM242 240V239H241ZM250 240V239H249ZM248 240V241H249ZM160 241V240H159ZM177 241V240H175ZM203 241V240H202ZM211 241V240H210ZM213 241V240H212ZM216 240H214L215 242ZM240 241V240H239ZM261 241V240H260ZM158 242V241H157ZM165 242V241H164ZM204 242V241H203ZM218 242V241H217ZM216 242V243H217ZM148 243V242H147ZM190 243V242H189ZM196 243V242H195ZM194 243V245H195ZM257 243V242H256ZM153 244V242H152ZM176 244V243H175ZM184 244V243H183ZM192 244V243H191ZM190 244V245H191ZM206 244V243H205ZM208 244V242H207ZM206 244V245H207ZM222 244V243H221ZM234 244V243H233ZM244 244V243H243ZM251 244V243H249ZM150 245V244H149ZM163 245V244H162ZM193 245V246H194ZM135 246V245H134ZM160 246V245H159ZM167 246V245H166ZM177 246V245H176ZM200 246V245H199ZM204 246V245H201ZM221 246V245H219ZM243 246V245H242ZM264 246V245H263ZM181 247V245H180ZM185 247V246H184ZM189 247V245H188ZM192 247V246H191ZM195 247V246H194ZM206 247V246H205ZM208 247V246H207ZM206 247V248H207ZM211 247V246H210ZM226 247V246H225ZM252 247V246H251ZM135 248V247H134ZM140 248V247H139ZM156 248V247H155ZM159 248V247H158ZM182 248V247H181ZM180 248V249H181ZM200 248V247H199ZM209 248V247H208ZM216 248V247H215ZM250 248V247H249ZM253 248V247H252ZM260 248V247H259ZM192 249V248H190ZM189 249V250H190ZM198 249V247H197ZM196 249V250H197ZM214 249V248H213ZM246 249V248H245ZM164 250V249H162ZM167 250V249H165ZM170 250V249H169ZM194 250V249H193ZM201 250V249H200ZM207 251V249H205ZM215 250V249H214ZM250 250V249H249ZM262 250V249H261ZM264 250V249H263ZM171 251V250H170ZM186 251V250H185ZM188 251V250H187ZM247 251V250H246ZM252 251V250H251ZM99 252L98 256H96ZM182 252V251H181ZM203 252V251H202ZM212 252V251H211ZM214 252V251H213ZM224 252V251H223ZM233 252V251H232ZM235 252V251H234ZM151 253V252H150ZM169 253V252H168ZM201 253V252H200ZM241 253V252H240ZM154 254V253H153ZM161 254V253H160ZM177 254V253H176ZM179 254V253H178ZM181 254V253H180ZM179 254V255H180ZM195 254V253H193ZM202 254V253H201ZM226 254V253H225ZM229 254V253H228ZM236 254V253H235ZM238 254V253H237ZM255 254V253H254ZM167 255V254H166ZM184 255V253H183ZM188 255V254H186ZM197 255V254H196ZM200 255V254H199ZM220 255V254H219ZM232 255V254H231ZM246 255V254H245ZM164 256V255H163ZM176 256V255H175ZM182 256V255H181ZM185 256V255H184ZM182 256V257H184ZM195 256V255H193ZM198 256V255H197ZM213 256V255H212ZM237 256V255H236ZM254 256V255H253ZM257 256V255H256ZM106 257V258H105ZM188 257V256H185ZM199 257V256H198ZM230 257V254H229ZM247 257V256H246ZM8 258V259H9ZM194 258V257H193ZM165 259V258H164ZM180 259V258H179ZM182 259V258H181ZM188 259V258H186ZM192 259V258H191ZM197 259V258H196ZM195 259V260H196ZM205 259V256H204ZM222 259V258H221ZM226 259V257H225ZM228 259V258H227ZM231 259V258H229ZM246 259V258H245ZM264 259V257H263ZM178 260V258H177ZM200 261V259H198ZM208 260V259H207ZM237 260V259H236ZM235 260V261H236ZM242 260V259H241ZM20 261V260H19ZM26 261V262H27ZM125 261V262H124ZM142 261V259H141ZM218 261V260H216ZM226 261V260H225ZM233 261V260H232ZM166 262V261H165ZM194 262V261H193ZM205 262V261H204ZM250 262V261H249ZM3 263V262H2ZM17 263V261H16ZM21 263V262H20ZM180 263V262H179ZM178 263V264H179ZM197 263V262H196ZM214 263V262H213ZM246 263V262H245ZM103 264V263H101ZM199 264V262H198ZM203 264V263H202ZM207 264V262H206ZM220 264V263H219ZM224 264V262H223ZM234 264V263H233ZM240 264V263H239ZM244 264V263H243ZM250 264V263H249Z\"/></svg>",
  "mask_w": 264,
  "mask_h": 264
},
{
  "label": "rangeland",
  "instance_id": "rangeland-1",
  "mask_svg": "<svg viewBox=\"0 0 264 264\" xmlns=\"http://www.w3.org/2000/svg\"><path fill=\"white\" fill-rule=\"evenodd\" d=\"M6 1H8V3H9V1L12 2V0H6ZM57 1L58 0H30V3L32 5L30 11L32 10L33 11L32 13L21 14L18 12L17 14H15L14 11H16V10L12 9L13 7H11V8L9 7L8 9H6V11H5L6 14H5V13H3L4 12V10H3L4 9V0H0V4H2V6H3V8L0 9L1 10L0 12L3 11L2 13H0V16H1L0 18H2V19H0V22H1L0 23V27H1L0 28V46H3L5 51L6 50L9 51L8 49L17 50L16 47L19 46L18 50L15 52L17 53V55H20L19 56L20 58L18 59V61H15L14 64L21 63V65L23 66L22 67V70H23L22 73H26V72L32 70L33 66L35 65V62H34L35 57H37V55H38L39 51H41V49L46 47L44 45V44H46L45 37H46V33H48V28H49L48 26H49V22L51 20V14L47 10H49V8H48L49 3H53V2L55 3ZM248 2H249V6L247 5ZM259 2L261 4H259ZM33 3L35 6L33 5ZM165 3H167V2L163 1L161 4L157 5V7H160V9L158 10L160 13L158 11L156 12V17H154L155 19L153 22L152 21L149 22L148 21L149 19H145V18L142 20L144 22L146 21L145 24L148 25V28L146 26L143 29V31L141 32V34L145 38L146 37L148 38V39L147 38L146 39L148 40L147 44H148V46H150V49L147 52L148 55L147 54L145 55L143 62L141 63L140 68L142 71L143 70L144 71L147 70V71H145L146 74L141 75L140 79L138 81H136L130 88L131 94H133L135 99H136V102L133 105L136 116L130 117V115H128L129 117L127 116L123 122L119 123V128H121V129L126 128L127 132H128L126 137L124 136L125 134L121 135L122 138H123V136L125 137L124 138L125 142H121V144H119L121 146V151H122L121 153H123L124 155L125 154L127 155L128 167L131 165L128 168V170L126 171V174H125L126 177L125 178L128 179V183L131 185L137 184L140 187L142 186L141 187L142 193L141 194L133 193L132 194L133 199L128 200V202L132 201L133 203H132V206L130 208L131 211L126 216V219L128 218V220H130L134 226L132 227V230L129 231L124 237V239L126 241V245L123 246V248L121 250L124 249L125 252H122L120 254H116V256L117 257H125V261H126V262L124 261L125 264H178L179 262H180L179 264H198V262H199V264H202V263L206 264V262H207V264H219V263L223 264V262H224V264H233V263L234 264H239V263L240 264H243V263L244 264H249V263L250 264H264V259H263V257H264V250H263L264 249V246H263L264 245V231H263L264 230V224H263L264 223V217H263L264 216V210H263L264 209V190L260 189V188L264 189V177H263L264 176V168H263L264 167V165H263L264 164V138H263L264 137V131H263L264 130V121H263L264 120V92H263L264 91V87H263L264 86V82H263L264 81V64H263L264 60L261 61V58L264 59V47H263L264 46V44H263L264 43V35H263L264 34V19H263L264 18V0H259V1L258 0L257 1L256 0H254V1L253 0H244V1L243 0H216V1L215 0H208V1L207 0H198V1L197 0H181V2L176 4L177 6L175 5L176 7L171 6L170 8L168 7V5H165ZM182 5L184 6V8L182 7ZM208 5L211 8H209ZM206 6H208V8ZM34 7H36V8H34ZM228 7H229V10H228ZM260 8H262V9H260ZM88 9L90 11L92 10L94 13H96V18H99L100 22L98 20V23H100V25L106 24L105 21L102 19V15H101L100 11L97 10L95 5L93 7H89ZM133 9H135V8H132V12H130V13H133L135 11V10L133 11ZM10 10H12V11L10 12ZM124 10H126L125 7H124ZM256 11H258V12L256 13ZM218 12H219V14H218ZM233 12L235 14L236 13L237 14L235 15ZM8 13H9V16H8ZM11 13H13V14H11ZM39 13L41 16L39 15ZM192 13H194V14H192ZM3 15L6 16L4 19H3V17H4ZM34 15H36V16H34ZM218 15H219V17H218ZM226 15H228V16H226ZM256 15H257V17H256ZM258 15H260V16L258 17ZM161 16L164 18H162ZM14 18H16V19H14ZM189 18H191V19H189ZM19 19H20V22H19ZM164 19H165V23H164ZM227 19H229V20H227ZM241 19H243L242 23H241ZM25 20H27L28 22ZM159 20H161L160 23H159ZM40 22H41V24H40ZM174 22L175 23L177 22L176 23L177 25ZM150 23H151V26H150ZM156 23H157V25H155ZM2 24H3V26H2ZM15 24H17V25L15 26ZM195 25L198 27H196ZM218 25L220 28H218ZM162 26L165 27V29H163ZM224 26H227V27H224ZM3 27H4V29H3ZM17 27H20L21 29L17 28ZM17 29H20V30H17ZM250 29H252V30H250ZM16 31L18 32L17 34H19L21 31L24 33L21 32L17 36V34L15 33ZM159 31L161 32L160 34H159ZM33 32H35V33H33ZM6 34L8 35V37H6L7 36ZM12 34H14V35H12ZM42 34H43V36H42ZM221 34L223 36H221ZM241 34H243V35H241ZM28 35H29V38L28 37L26 38V36H28ZM150 35H152V36H150ZM168 35H169V37H168ZM213 35H215V36H213ZM216 35H217V39H214V38H216ZM225 35H227V36L229 35V36L225 37ZM12 36L14 39L11 38ZM15 36H16V38H15ZM30 37H31V39H30ZM250 37L252 39H250ZM25 38H26V40H25ZM151 38H153V39H151ZM5 39L8 40V42ZM1 40H3V41H1ZM10 40H12L13 42L12 41L9 42ZM16 40H18V42ZM221 41H222V43H221ZM2 42L5 44L2 45ZM233 42H235V43H233ZM23 43H25V44L27 43V44L25 45ZM156 43H158V44H156ZM208 43H210V44H208ZM247 43H249V44H247ZM186 44H188V45H186ZM31 45L33 48L31 47ZM13 46L14 47L16 46V47L12 48ZM239 46H240V48H239ZM255 46H257V47H255ZM178 47L180 49H178ZM189 47H191V48H189ZM219 47H221V48H219ZM226 47L229 48V50H226L227 49ZM156 48H158V49H156ZM200 50H202V51H200ZM255 50L256 51L258 50V51L253 52ZM205 51H208L209 53L208 52L205 53ZM242 51H244V52H242ZM223 52H225V53H223ZM221 53H223V54H221ZM240 54H241V56H240ZM201 55H202V57H201ZM203 55H204V57H203ZM195 56H197V57H195ZM213 57H215L217 59H215ZM21 58H25V59H21ZM180 58H181V60H180ZM204 58H205V60H204ZM196 59H198L200 61L197 60L198 61V63H197ZM213 60H214V62H213ZM243 61H248L251 63V65L248 67L251 70L253 68L252 73H248V71H245V72H243V71L238 72L237 71L238 69H240L239 66L243 63ZM169 62H171V63L169 64ZM174 62L176 63V65ZM178 62H180V63L178 64ZM204 65H206V66H204ZM223 66H224V68H223ZM13 67H15V66H13ZM174 67H175V70H174ZM36 68H37V66H36ZM184 68L186 69L187 72L185 71ZM191 68H192V70H191ZM193 68L196 70H194ZM222 69H224V70H222ZM203 70L204 71L206 70V71L204 72ZM229 70L231 72H233L232 70H234V72L237 71L238 73L236 72L233 74ZM171 71H173V72H171ZM175 72H176V74L178 73L177 76H175L176 75ZM256 73H258V75ZM161 74H164V75L162 76ZM168 75H169V77H168ZM210 75H212V76H210ZM255 75H257V77ZM164 77H166V78H164ZM254 77H255V79H254ZM178 79L180 81H178ZM164 81H165V83L167 82L166 85H165V83H163ZM194 81H196V82H194ZM146 84H147V86H146ZM257 84H258V86L260 84H263V85H261L262 89H261V86L258 87ZM217 85H219V86H217ZM235 85H236V87L239 85L237 90H236ZM240 85H242V86H240ZM201 87H202V89H201ZM241 88H242V90H241ZM243 88H245V90H243ZM238 89H240V90L238 91ZM257 89H258V91H257ZM12 90H14L13 94L18 92L19 91L18 85L17 86L15 84L12 85ZM207 90H208V92H207ZM154 91H155V93H154ZM217 91H220L221 93L217 92ZM230 91H231V93H230ZM158 94H159V96H157ZM231 94H233L234 96ZM248 94H249V96H247ZM138 95H140V96H138ZM146 95H148L149 97L150 96H152V97L149 98ZM230 95H231V97H230ZM258 95L260 98L258 97ZM169 96H170V98H169ZM171 96H172V98H171ZM200 96L203 98H201ZM10 97H12V96H10ZM218 97H219V100H218ZM147 98H149V99H147ZM151 98H152V100H151ZM160 98H162V99H160ZM196 98H197V100H196ZM208 98H209V100H207ZM250 98L252 100H250ZM255 98H256V100H254ZM145 99H146V101H145ZM257 99H259V100H257ZM150 100L152 101V103ZM216 100H218V101H216ZM147 101H149V102L147 103ZM194 101H196V103ZM157 102L158 103L160 102L161 104H158ZM162 102H165V103H162ZM241 102H242V104H241ZM251 102H253V103H251ZM209 104H210V107H209ZM244 104L247 105L246 108L244 107L245 106ZM255 104L259 108L256 106L257 107V109H256V107H254ZM261 104H262V106H261ZM172 105H173V107H172ZM188 105H190V108ZM202 105H204V107ZM185 106H187V107H185ZM163 107H164V109H163ZM183 107H184V109H183ZM148 108H150V109H148ZM169 108H170V110H169ZM193 108H195V109H193ZM243 108H244V110H242ZM247 108H249L251 110H249ZM254 108L256 109V112H255ZM138 109L140 111H138ZM6 111L7 112L4 114V116L7 118L10 116V113H9V110H6ZM141 111H142V113H141ZM248 111H250L251 113ZM138 112H140V113H138ZM185 112L186 113L188 112V113L186 114ZM207 112H209V113L211 112L210 115ZM244 112H246V113L248 112L247 114H249V115H247ZM72 113H75V111H73ZM145 113H147V115ZM148 113H149V115H148ZM256 113H258V115ZM240 114H242V115H240ZM153 115H155V116H153ZM138 116H140V117H138ZM208 116H210L211 118H209ZM213 116H215V117H213ZM144 117H146V118H144ZM257 117L260 120H258ZM208 118H209V120H208ZM212 118H213V121H212ZM146 120H148V121H146ZM172 121H174L175 123ZM247 121H248V123H247ZM250 121H251V123L248 126ZM253 121H255V123ZM190 122H192V123H190ZM140 123H142V124H140ZM252 123H254V124H252ZM256 123H257V125H255ZM162 125L165 127H163ZM9 126H10V124H4V128H6L8 130H9ZM190 126L191 127L193 126V127L191 128ZM256 127H258V128H256ZM174 128H175V130H174ZM193 129H194V131H193ZM205 130H207V131H205ZM227 131H229V132H227ZM235 131H238V132H235ZM243 131H244V134H243ZM201 132H202V134H201ZM197 133H199L200 135ZM255 133H257V134H255ZM150 135H151V137H150ZM251 135H252V137H251ZM121 137L119 136L117 138V137H114L112 135L105 137L104 145L108 146V143L113 142V141L118 142V141H120ZM165 137H166V139H165ZM140 138H141V140H140ZM222 138H224V139H222ZM233 138H235V139H233ZM239 138H241V139H239ZM157 140H159V141H157ZM186 140H187V142H186ZM196 140H198V141L196 142ZM215 141H216V145H215ZM142 142H144V143H142ZM220 142H223V143H220ZM243 142H245V143L243 144ZM106 143H107V145H106ZM133 143L137 144L138 148H140L142 150L141 152H151L153 162L156 161L157 163H152V161H149V159H147L146 157L144 158V156H142V155L134 154L133 151L130 152V150H131L130 144H133ZM246 143H248V144H246ZM219 144L221 146H219ZM5 146H6V142H3V141L0 142V151H2V149L5 148ZM217 146H218V148H216ZM161 147H163V149ZM183 147L184 148L187 147V149L185 148V150H182V149H184ZM203 147L205 148V150ZM221 147H222V149H221ZM127 148H130V149H127ZM232 151H234V152H232ZM260 154H262L263 156ZM136 156H138V157H136ZM190 156H192V157L190 158ZM260 156H262L263 158ZM139 157H140V159H139ZM238 157H240V158H238ZM208 159L210 162L208 161ZM147 162H148V164H147ZM172 162H174V163L172 164ZM223 162H225L226 164ZM132 163H133V165H132ZM134 163H136V165H134ZM260 163H262V164H260ZM137 164H138V166H137ZM140 164H141V166H140ZM157 164H158V166H157ZM247 169H249V170H247ZM170 170H172V171H170ZM174 170L176 171V173H174ZM212 171H214V172H212ZM245 171H246V173H244ZM143 172H144V175H143ZM233 173H236V174H233ZM167 174H170L171 178ZM172 174H173V176H172ZM192 174H194V175L192 176ZM230 174H233V176ZM7 175L10 176L9 179H12L14 181L15 178L11 172H8ZM129 175H131V177ZM195 175H197V177ZM128 176H129V178H128ZM175 178H176V180H175ZM194 178H197V179H194ZM169 179H171V180H169ZM185 179H186V182H185ZM187 179H188V181H187ZM132 180H133V182H132ZM181 180H183L182 181L183 183L181 182ZM145 181L147 184L145 183ZM199 181H202V182H199ZM217 181H219V182H217ZM139 182H140V184H139ZM166 182H168V183H166ZM191 182H192V184H191ZM223 182H224V184H223ZM194 183L196 185H198V186H196V189H194V187H195ZM170 184H172V185H170ZM174 184L176 185V187ZM181 184L184 186H182ZM221 184H223V186ZM258 184H259V186H258ZM28 186H30V185L28 184ZM149 187H150V189H149ZM156 188H157V190H156ZM212 188H213V190H212ZM176 189H177V191H176ZM163 193H165V194H163ZM255 193H256V195H255ZM175 195H176V198H174ZM207 196H208V198H207ZM191 197H192V199H191ZM3 203H4V201L0 199V208H1L0 209V222L3 225H5V227H7V236L10 239L7 240L6 243L9 244L10 246H12V244H14L17 241V232L14 231L12 223L6 224L9 221V217H8V214H6V212H5V205ZM180 203H181V205H180ZM183 204H185V205H183ZM172 205H174V206H172ZM158 206H160L161 208ZM167 206H168V208H167ZM194 206H196V207H194ZM237 207H238V209H237ZM170 210H172V211H170ZM219 210H220V212H219ZM1 211L3 213H1ZM153 211H154V214H153ZM221 212H223V213H221ZM224 212H225V214H224ZM147 214H149V215H147ZM216 214H220L221 216L220 215L218 216ZM153 216H154V218H152ZM6 217H7V219H6ZM219 217H221V218H219ZM245 217H246V219H245ZM211 219H213V220H211ZM147 220H148V222H147ZM238 221H240V222H238ZM261 221H263V222H261ZM201 222H202V224H201ZM249 223L251 224V226ZM253 223H254V226H253ZM199 224H200V226H199ZM243 224H245V225H243ZM262 224H263V226H262ZM193 227H195V228L193 229ZM234 227H236V228H234ZM255 227H257V228H255ZM195 229H197V230H195ZM249 229H250V231H249ZM254 231H256V232H254ZM262 231H263V233H262ZM248 232H250V233H248ZM193 233H196V235ZM205 234L207 236H205ZM198 235H200V236H198ZM243 235H245V236H243ZM251 235H253V236H251ZM175 240H177V241H175ZM214 240H216V241L214 242ZM152 242H153V244H152ZM207 242H208V244H207ZM194 243H195V245H194ZM249 243H251V244H249ZM180 245L182 248L180 247ZM188 245H189V247H188ZM201 245H204V246H201ZM219 245H221V246H219ZM205 246L206 247L208 246L209 248L208 247L206 248ZM197 247H198V249H197ZM190 248H192V249H190ZM162 249H164V250H162ZM165 249H167V250H165ZM205 249H207V251ZM178 253L179 254L181 253V254L179 255ZM183 253L185 256H188V257H185L183 255ZM193 253H195V254H193ZM228 253L230 254V257H229ZM98 254H99V252H97L95 257H97ZM186 254H188V255H186ZM181 255L184 257H182ZM193 255H195V256H193ZM204 256H205V259H204ZM225 257H226V259H225ZM8 258L9 257H3L1 255V250H0V264H30V262L27 261L25 258H17L15 261H13V260L11 261L10 258L9 259ZM177 258H178V260H177ZM186 258H188V259H186ZM229 258H231V259H229ZM141 259H142V261H141ZM198 259H200V261ZM216 260H218V261H216ZM16 261H17V263H16ZM94 262H95V264H101V263L107 264L108 263L107 259L106 260L101 259V261H99V262L98 261H94Z\"/></svg>",
  "mask_w": 264,
  "mask_h": 264
}]
</instances>
